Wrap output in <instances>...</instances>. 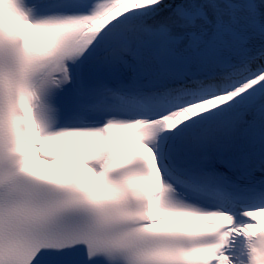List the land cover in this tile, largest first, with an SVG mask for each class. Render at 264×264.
Returning a JSON list of instances; mask_svg holds the SVG:
<instances>
[{"label": "snow or ice", "instance_id": "snow-or-ice-1", "mask_svg": "<svg viewBox=\"0 0 264 264\" xmlns=\"http://www.w3.org/2000/svg\"><path fill=\"white\" fill-rule=\"evenodd\" d=\"M0 264H264V0H0Z\"/></svg>", "mask_w": 264, "mask_h": 264}]
</instances>
